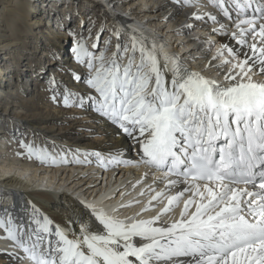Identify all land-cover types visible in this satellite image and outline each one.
Listing matches in <instances>:
<instances>
[{
    "label": "snow or ice",
    "instance_id": "snow-or-ice-1",
    "mask_svg": "<svg viewBox=\"0 0 264 264\" xmlns=\"http://www.w3.org/2000/svg\"><path fill=\"white\" fill-rule=\"evenodd\" d=\"M212 3L231 21V39L239 45H221L213 57L224 51L232 57L218 66L231 64L223 74L226 83L190 71L142 35L130 36V44L117 43L106 55L107 47L98 45L101 30L92 45L96 51L82 42L73 49L76 62L89 70L85 83L95 95L67 89L64 94L65 106L83 107L87 99L133 139L138 163L163 172L165 189L179 184L183 189L168 195L149 219L129 222L88 205L94 221L81 218L76 232L53 229L47 217H33L36 227L30 230L11 217L0 218V229L23 252L21 259L28 264H264V0ZM74 98L76 105L70 104ZM20 146L41 163H57L32 143ZM113 162L128 163L117 155L107 161ZM185 193L179 219L161 223ZM163 195L157 192L151 200Z\"/></svg>",
    "mask_w": 264,
    "mask_h": 264
},
{
    "label": "bare ground",
    "instance_id": "bare-ground-1",
    "mask_svg": "<svg viewBox=\"0 0 264 264\" xmlns=\"http://www.w3.org/2000/svg\"><path fill=\"white\" fill-rule=\"evenodd\" d=\"M59 1L24 0L19 4V0H0V218L11 217L30 230L36 227L31 223L33 217H47L55 227L76 232L81 218L89 224L94 221L87 207L93 197L101 194L114 206L123 205L117 214L129 208L136 214L141 207L133 198L136 178L152 180L141 172L144 164L138 163L135 141L100 116L89 100L85 99L83 107L65 106L66 89L82 97L95 95L85 83L88 68L75 60L76 44L82 42L92 51V39L103 30L112 41L110 56L117 43L130 44V36L142 35L149 45L153 41L162 45L183 67L206 75L218 72L223 79L231 64L218 66L230 58L224 55L226 51L213 57L221 45H239L222 32L210 42L213 37L203 12L216 17L217 11L209 13L203 8L204 0H79L78 10H74L76 0H64L61 5ZM83 4L93 8L86 11ZM94 8L102 17L88 22L85 35L70 44L67 54L66 28L82 25L83 17ZM197 15L202 18H192ZM91 25L93 30L99 28L92 32ZM225 30L232 32L233 27L225 25ZM45 60L48 66L43 65ZM45 82L52 84L49 91ZM77 103V98L70 100L72 105ZM21 141L45 149L57 163L51 159L41 163L35 156L18 152L15 145ZM113 155L128 163H107ZM2 232L0 264H28L20 258L23 252Z\"/></svg>",
    "mask_w": 264,
    "mask_h": 264
},
{
    "label": "rangeland",
    "instance_id": "rangeland-1",
    "mask_svg": "<svg viewBox=\"0 0 264 264\" xmlns=\"http://www.w3.org/2000/svg\"><path fill=\"white\" fill-rule=\"evenodd\" d=\"M23 1L24 0H19V4H23ZM64 0H60L59 1V3H60V5H61V3L63 2ZM71 1V0H70ZM75 1V0H74ZM66 2H69L68 0H66ZM78 2V3H77ZM89 3H93V2H91V1H88ZM73 3V2H72ZM66 5V4H65ZM73 5L75 6L74 7V10H76L77 8H79V6H81V5H79V0L77 1L76 0V2H74L73 3ZM85 5L86 4H83L82 6L83 7H85ZM67 6V5H66ZM76 8V9H75ZM91 8H93L92 7V4L91 5H88V6H86L84 9H86V11H88V10H90ZM71 10V9H70ZM73 10V9H72ZM78 10V9H77ZM91 11H93V12H91ZM90 12H88V13H90V14H88V16H84L83 18H84V20H82V25H80V26H78V27H76V28H74V30H70V29H67L66 28V30H67V35H63V36H67V37H65L64 39L66 40V45H65V48H66V52H67V54L69 53L68 51H69V46H70V44H75V42H77V40L81 37V35L83 36V33H84V35H85V30H87L88 29V22L90 23V22H96V21H98V20H100V18L102 17L100 14H99V12H98V8H94L93 10H91ZM93 13V14H92ZM68 14H71V13H69L68 12ZM71 15H73V14H71ZM98 15V16H97ZM73 16H75V15H73ZM89 17V18H88ZM91 17V18H90ZM97 19V20H96ZM96 20V21H95ZM70 22V23H69ZM68 24L70 25V26H73L74 25V23H73V20H70V21H68ZM53 25V24H52ZM60 26V25H59ZM82 26V27H81ZM98 26L100 27L101 25H99L98 24ZM97 26V29L99 28ZM90 28H92V32L93 31H96L97 29L95 28V30H93L94 29V26H92L91 25V27ZM89 28V29H90ZM102 29V28H101ZM106 29V31H108V32H111V30H109V28H105ZM68 31H69V33H68ZM88 32V31H87ZM101 31H99V32H97L96 33V38L95 39H92L93 41H92V44H94V43H97V35H98V33H100ZM71 34H73V35H71ZM221 35H225V34H221ZM72 36V37H71ZM75 36V37H74ZM78 36V37H77ZM77 37V38H76ZM105 37H106V35L104 36V32L102 33V35L99 37V40H98V45H99V49L100 50H104L106 47H107V52H106V55L107 54H109V53H111L110 52V49H111V47L113 46V45H111V39L110 38H107L106 37V39H105ZM84 40H85V38H84ZM88 39H86V41H87ZM104 40V42L102 43V41ZM74 41V42H73ZM106 41L107 42H109L108 44H106ZM123 44V43H122ZM68 47V48H67ZM91 50L92 51H96L95 49H93V47H91ZM97 54H99L98 52H97ZM23 64V61L20 63V65H22ZM43 65L44 66H48L49 64H47V60H45V63H43ZM21 67V66H20ZM86 67V66H85ZM86 71H88V70H86L85 69V75H86V77H87V73H89V71L88 72H86ZM45 86H46V90L47 91H49L50 90V88H52V84H50V85H48L47 84V82H45ZM2 98V96L0 97V99ZM2 101V100H1ZM0 105H1V103H0ZM24 139H27V138H24ZM24 139H22V140H24ZM25 144H28V142L26 143V142H24ZM31 143V142H30ZM35 145V144H34ZM39 145V144H38ZM16 147H18L16 150L18 151V152H22L23 154H25V153H27L26 152V150L24 149V148H22L21 146H20V142L18 143L17 142V144L15 145ZM35 146H37V145H35ZM10 148L8 147V149H7V151L8 152H11V150H9ZM1 203V202H0Z\"/></svg>",
    "mask_w": 264,
    "mask_h": 264
}]
</instances>
